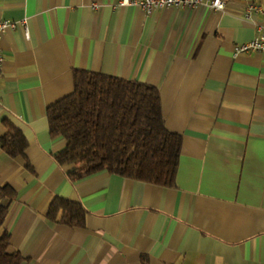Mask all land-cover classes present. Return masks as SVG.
Segmentation results:
<instances>
[{"label": "crops", "instance_id": "1", "mask_svg": "<svg viewBox=\"0 0 264 264\" xmlns=\"http://www.w3.org/2000/svg\"><path fill=\"white\" fill-rule=\"evenodd\" d=\"M225 2L149 14L122 0H0L17 24L0 37V183L16 191L5 227L23 264H264V50L234 53L260 33L264 12L248 7L264 0ZM76 68L160 88L182 135L174 185L74 180L76 165L56 160L67 140L47 109L74 91ZM6 117L24 155L2 147ZM57 196L84 205V225L48 217Z\"/></svg>", "mask_w": 264, "mask_h": 264}, {"label": "trees", "instance_id": "2", "mask_svg": "<svg viewBox=\"0 0 264 264\" xmlns=\"http://www.w3.org/2000/svg\"><path fill=\"white\" fill-rule=\"evenodd\" d=\"M74 91L47 109L52 137L62 136L67 146L55 155L74 163V180L108 172L164 186L176 183L182 135L165 121L160 88L141 80L99 71L74 69ZM2 147L12 156L24 155L28 140L7 117ZM28 166H30L28 164ZM16 197L10 185L0 183V264H23L25 257L11 250L5 227L8 200ZM56 222L85 224L83 204L57 196L47 213Z\"/></svg>", "mask_w": 264, "mask_h": 264}, {"label": "built area", "instance_id": "3", "mask_svg": "<svg viewBox=\"0 0 264 264\" xmlns=\"http://www.w3.org/2000/svg\"><path fill=\"white\" fill-rule=\"evenodd\" d=\"M123 4H131L140 6L147 13H152L158 9L169 7V6H181L184 8H194L201 4H208L214 9H225V0H122ZM249 10L255 9L264 12V6L256 3H251L249 5ZM26 26V20L22 22ZM17 24L14 21H9L7 19H0V37L4 33L7 27H15ZM260 33L256 35L251 40L239 43L235 45L234 53L235 55L243 52L250 51H262L264 50V25L260 26ZM28 35V31L26 32ZM3 54L0 47V82L2 78V68H3Z\"/></svg>", "mask_w": 264, "mask_h": 264}]
</instances>
